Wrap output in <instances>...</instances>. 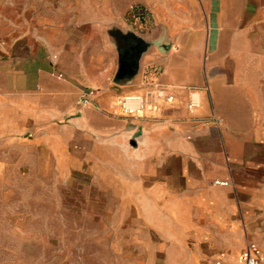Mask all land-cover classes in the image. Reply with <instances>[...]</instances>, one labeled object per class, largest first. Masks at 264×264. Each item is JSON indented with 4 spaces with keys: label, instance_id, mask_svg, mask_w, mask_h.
Returning a JSON list of instances; mask_svg holds the SVG:
<instances>
[{
    "label": "crops",
    "instance_id": "1",
    "mask_svg": "<svg viewBox=\"0 0 264 264\" xmlns=\"http://www.w3.org/2000/svg\"><path fill=\"white\" fill-rule=\"evenodd\" d=\"M146 5L145 33L107 16L76 14L74 5L72 13L53 11L30 22L0 15V52L9 53L12 69L19 68L20 98L27 106L22 120L47 125L46 139L60 146L77 143L86 159L98 161V152L115 149L122 197L131 199L158 241L180 248L193 262L213 257L237 264L248 242L264 250V178L255 174L264 167V96L253 85L251 65L245 75L226 61L213 68L205 61L211 53L250 51L236 43L251 36V0ZM112 31L140 37L143 46L134 74L118 82ZM95 36L101 52L87 48ZM224 38L235 46L220 52ZM88 89L96 94L82 105ZM128 94L144 97L141 116L122 112L118 100ZM152 104L156 110L149 109ZM66 116L63 130L51 127Z\"/></svg>",
    "mask_w": 264,
    "mask_h": 264
},
{
    "label": "rangeland",
    "instance_id": "2",
    "mask_svg": "<svg viewBox=\"0 0 264 264\" xmlns=\"http://www.w3.org/2000/svg\"><path fill=\"white\" fill-rule=\"evenodd\" d=\"M251 3V36L236 43L250 51L211 53L205 62L213 68L226 61L245 75L251 65L253 85L264 96V0ZM146 4L147 0H0V15L30 22L50 17L53 11L72 13L74 5L76 14L107 16L145 33ZM8 6L13 14L6 12ZM4 33L0 25V35ZM219 41L220 52L235 46L231 39ZM88 42L91 52H101L99 38ZM9 57L0 52V264H209L213 257L193 262L180 248L158 241L134 213L131 199L122 197L115 149L98 152V161L86 159L77 143L60 146L46 139L47 125L22 120L27 106L20 98L19 68L12 69ZM69 119H55L50 125L63 130ZM255 174L264 178V167Z\"/></svg>",
    "mask_w": 264,
    "mask_h": 264
},
{
    "label": "built area",
    "instance_id": "3",
    "mask_svg": "<svg viewBox=\"0 0 264 264\" xmlns=\"http://www.w3.org/2000/svg\"><path fill=\"white\" fill-rule=\"evenodd\" d=\"M96 90H86L81 98V104H89L92 102ZM168 102L173 101V96H166ZM118 104L122 112L127 116H141L146 107V101L142 95L128 94L118 100ZM196 102H191L190 107L195 108ZM150 110H156V105H149ZM214 184L219 186H228L227 180H214ZM209 264H226L222 258H213ZM237 264H264V250L257 243L248 242L237 257Z\"/></svg>",
    "mask_w": 264,
    "mask_h": 264
},
{
    "label": "water",
    "instance_id": "4",
    "mask_svg": "<svg viewBox=\"0 0 264 264\" xmlns=\"http://www.w3.org/2000/svg\"><path fill=\"white\" fill-rule=\"evenodd\" d=\"M112 35L119 50L118 69L114 77V81L118 82L134 74L139 57L143 52V46L140 37L133 38L130 35H121L118 31H112ZM127 57L132 59L127 60Z\"/></svg>",
    "mask_w": 264,
    "mask_h": 264
},
{
    "label": "flooded vegetation",
    "instance_id": "5",
    "mask_svg": "<svg viewBox=\"0 0 264 264\" xmlns=\"http://www.w3.org/2000/svg\"><path fill=\"white\" fill-rule=\"evenodd\" d=\"M126 59H127V60H131L132 58H131V57H127Z\"/></svg>",
    "mask_w": 264,
    "mask_h": 264
}]
</instances>
